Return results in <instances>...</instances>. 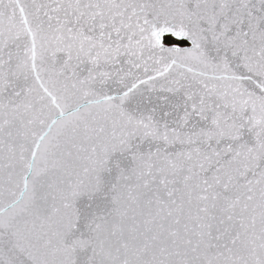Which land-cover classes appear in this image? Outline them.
<instances>
[{"label":"snow or ice","instance_id":"6c2138e0","mask_svg":"<svg viewBox=\"0 0 264 264\" xmlns=\"http://www.w3.org/2000/svg\"><path fill=\"white\" fill-rule=\"evenodd\" d=\"M0 264H264V0H0Z\"/></svg>","mask_w":264,"mask_h":264}]
</instances>
